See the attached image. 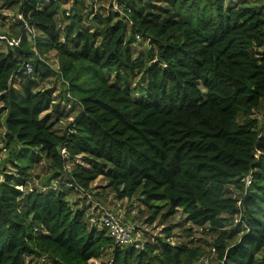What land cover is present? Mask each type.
Returning <instances> with one entry per match:
<instances>
[{"label": "trees", "instance_id": "trees-1", "mask_svg": "<svg viewBox=\"0 0 264 264\" xmlns=\"http://www.w3.org/2000/svg\"><path fill=\"white\" fill-rule=\"evenodd\" d=\"M1 1L17 6L22 29L15 46L0 39L3 148L12 168L0 181V264H90L106 250L104 264H191L204 254L173 244L169 231L139 249L116 244L68 199L98 177L118 199L138 193L147 206L165 203L164 216L182 208L185 221L217 232L216 264H264V123L254 115L264 98V4L118 0L119 13L108 0L106 14L94 11L86 25L87 13L58 1ZM139 37L149 49L136 55ZM51 50L65 99L79 108L61 133L48 112H58L54 91L35 90L24 68L29 61L33 73L49 76L43 60ZM74 158L82 162L71 165ZM41 161L65 188L27 190ZM246 174L250 184L232 195L227 185L242 188ZM237 213L241 235L229 244L226 226Z\"/></svg>", "mask_w": 264, "mask_h": 264}, {"label": "rangeland", "instance_id": "rangeland-1", "mask_svg": "<svg viewBox=\"0 0 264 264\" xmlns=\"http://www.w3.org/2000/svg\"><path fill=\"white\" fill-rule=\"evenodd\" d=\"M48 2L49 0H44ZM58 1L61 5L62 9L72 13L73 10L70 9L74 6L76 9L83 13H87L89 16L84 19L85 23L89 22L94 11L97 10L99 13L106 14L109 1L108 0H85L84 3H79L75 0H54ZM241 0H224L225 5H234ZM253 1L257 6L264 4V0H249ZM18 8L17 6H7L3 4L0 0V35L12 36L15 37V34L20 33L22 27L21 24L17 21L20 19L18 17ZM64 14V12H63ZM62 11L60 9L57 19L60 20L63 18ZM65 15V14H64ZM66 23L65 20L61 22V25ZM14 35V36H13ZM7 44V43H6ZM2 50L6 49V45L2 43ZM134 52L138 54H143L148 51L149 45L147 41L142 39L141 37L135 40L133 45ZM146 59L149 56H144ZM51 69V74L45 78L40 77L39 74L33 73V67L30 72L27 74L35 77V90L41 88H52L54 95V103L57 106L58 112H52L51 108L48 110L50 115H52V123L54 129L61 133L64 128L71 122L78 111L77 104H73L65 99L67 93L64 92V85L62 83V79L59 76V65L57 62V55L54 50L49 51L45 54L43 60ZM26 75V76H29ZM21 78V77H20ZM19 78V79H20ZM134 81L140 85L142 79L140 76H137ZM139 88V86H137ZM203 94L205 92V88L200 86ZM139 91V89H137ZM138 93V92H136ZM134 94V93H133ZM1 105V104H0ZM51 111V112H50ZM254 115L259 119L260 123H264V98L262 99V104L259 109H257ZM3 113L0 111V181L3 179V173L12 171V168L7 161V152L3 148ZM264 126V125H263ZM64 153V150H63ZM73 163L82 162L81 158H74L72 160ZM30 176L28 177V187L30 188H41L44 189V185H46V189L50 187H59L63 189L66 187V184L61 183L59 186L57 181L51 176L50 168L46 164V162L41 161L38 165L34 167L33 170L30 171ZM53 178L48 181V179ZM48 181L49 183H47ZM106 181L103 177H98L91 184L88 190L76 189L74 192H70L68 199L73 203V205H77L82 208L87 209V218L88 221L90 218L98 219L105 210H112L120 218L129 222L135 226V228L143 234V241H152L155 242V238L157 236L166 237V232L169 231L170 236L167 237L170 242L173 244H185L189 246H201L204 254L201 257H206L210 264L218 263V259L216 257V253H213V240L217 234V232H213L208 230L207 228L198 227L192 225L191 223L185 221V214L182 208H178L176 212L172 215H165L167 210V206L162 202H154L153 206H147L143 203L140 195L136 193L130 198H122L118 199L116 194L111 191L109 188H106ZM21 188V187H19ZM229 191L234 196H241L246 189V185H243L242 188H235L233 185H227ZM154 207L158 212L155 215L153 222H148L149 216L152 213ZM241 215L237 213L232 216L230 220V224L226 226V229L232 231V236L229 238V244L235 242L236 239H239L242 228L241 226ZM98 227H100L98 225ZM142 231V232H141ZM106 250V254H104L100 259L91 260L90 264H104L109 255ZM205 260V259H204ZM28 264H54L52 260L47 259V257H39L37 259H31ZM191 264H202V262H197L194 260Z\"/></svg>", "mask_w": 264, "mask_h": 264}, {"label": "built area", "instance_id": "built-area-1", "mask_svg": "<svg viewBox=\"0 0 264 264\" xmlns=\"http://www.w3.org/2000/svg\"><path fill=\"white\" fill-rule=\"evenodd\" d=\"M80 1L85 2V0H80ZM93 1L95 3L96 0H93ZM110 2H111L112 11L120 13L121 9H120V4L118 3V0H110ZM127 11L129 12V10ZM18 17L21 18V15L18 14ZM88 23H85V24L87 25ZM24 28L29 34L32 33V31L30 30V28L27 26L26 23H24ZM0 39L5 40L9 46L17 45L20 40L19 37L7 38L5 35H0ZM24 68H25V72L26 71L30 72L32 69L31 63L29 61H26L24 64ZM243 181L245 185L248 186L251 182V175L246 174L243 178ZM90 221L92 222V224H96L97 226L99 225L100 227L104 228L106 232H108V234L112 237L114 242L118 244L119 246H131V247L139 249V248H142L144 245L145 241H143V234H141L140 231H138L135 228V226L132 225L131 223L123 221L120 218V216L117 215L112 210H105L98 219L90 218ZM214 251H215V248H213V253ZM196 260L197 262H202V264H210L208 259L204 256L203 257L200 256Z\"/></svg>", "mask_w": 264, "mask_h": 264}, {"label": "crops", "instance_id": "crops-1", "mask_svg": "<svg viewBox=\"0 0 264 264\" xmlns=\"http://www.w3.org/2000/svg\"><path fill=\"white\" fill-rule=\"evenodd\" d=\"M14 36V35H13Z\"/></svg>", "mask_w": 264, "mask_h": 264}]
</instances>
